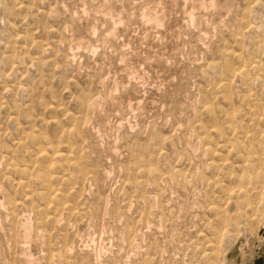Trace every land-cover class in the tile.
Returning a JSON list of instances; mask_svg holds the SVG:
<instances>
[{
    "label": "rangeland",
    "instance_id": "obj_1",
    "mask_svg": "<svg viewBox=\"0 0 264 264\" xmlns=\"http://www.w3.org/2000/svg\"><path fill=\"white\" fill-rule=\"evenodd\" d=\"M0 264H264V0H0Z\"/></svg>",
    "mask_w": 264,
    "mask_h": 264
},
{
    "label": "bare ground",
    "instance_id": "obj_2",
    "mask_svg": "<svg viewBox=\"0 0 264 264\" xmlns=\"http://www.w3.org/2000/svg\"><path fill=\"white\" fill-rule=\"evenodd\" d=\"M211 5V4H210Z\"/></svg>",
    "mask_w": 264,
    "mask_h": 264
}]
</instances>
